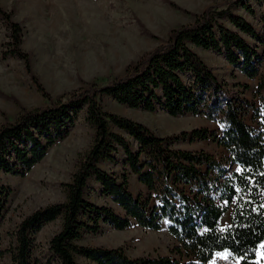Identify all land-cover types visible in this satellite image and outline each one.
<instances>
[{
    "label": "trees",
    "instance_id": "1",
    "mask_svg": "<svg viewBox=\"0 0 264 264\" xmlns=\"http://www.w3.org/2000/svg\"><path fill=\"white\" fill-rule=\"evenodd\" d=\"M246 15L260 23L262 33ZM2 27L8 32L2 59L21 60L51 105L23 109L15 122L0 128V171L26 176L69 136L82 111L94 130L92 146L72 181L61 185L66 200L35 211L18 226L15 247L9 251L14 264H35L37 234L58 219L61 230L51 238L49 251L59 264H211L225 251L240 259L239 264H264L257 260L264 245V0L210 6L193 24L172 30L166 44L129 65L124 77L87 84L56 100L34 74L31 54L22 49L23 27L0 5ZM194 48L216 53L248 79H258L259 103L233 94ZM107 98L175 118L204 117L221 128L160 137L140 122L106 111ZM207 141L225 154L176 148ZM119 165L124 168L120 175L103 168ZM130 174L146 193L131 192ZM91 182L99 184L101 195L111 198L122 213L90 201ZM10 194L8 187L0 188V225ZM227 215L229 222L223 226ZM165 223L175 241L172 256L133 258L122 247L80 244L85 235H97L104 226L159 232Z\"/></svg>",
    "mask_w": 264,
    "mask_h": 264
},
{
    "label": "rangeland",
    "instance_id": "2",
    "mask_svg": "<svg viewBox=\"0 0 264 264\" xmlns=\"http://www.w3.org/2000/svg\"><path fill=\"white\" fill-rule=\"evenodd\" d=\"M225 1L227 0H0V5L13 12L14 20L23 27L22 49L31 54L34 74L53 100H56L87 84L104 85L112 79L124 77L129 65L166 44L172 30L193 24L196 15ZM246 17L262 33L260 23L247 15ZM5 42H8V32L2 27L0 128L15 122L23 109L34 111L51 105L35 88L21 60L2 59V46ZM194 51L233 94L249 102L259 103L255 98L258 79H248L216 53L198 48H194ZM260 52L263 56L260 75L264 77V45L260 46ZM105 101L106 111L140 122L160 137L194 129L218 131L221 128L219 123L204 117L175 118L164 112L150 113L130 109L109 98ZM247 121L252 125L250 117ZM93 138L94 130L86 122L85 112L82 111L69 136L54 146L45 159L26 176H14L0 171V188L8 187L11 192L0 225V264H14L9 251L15 247V233L24 219L41 208L66 200L61 185L72 181L79 161L92 146ZM176 148L205 150L216 156L225 154L224 149L213 141L181 143ZM103 168L117 175L124 169L122 165ZM129 187L135 196L146 193V188L133 174H130ZM88 197L99 206L107 205L122 213L111 198L101 195L100 185L96 182H91ZM228 222L229 215L224 218L223 226H227ZM61 226L62 220L58 219L37 234L35 264H59L49 251V242L61 230ZM80 244L91 247H122L127 255L138 258L172 256L171 249L174 248L175 241L168 233L165 223L159 232L144 230L138 226L125 231L104 226L97 235H85ZM262 257L264 247L260 246L257 260L263 262ZM239 263L240 259L226 251L218 253L211 261V264Z\"/></svg>",
    "mask_w": 264,
    "mask_h": 264
},
{
    "label": "snow or ice",
    "instance_id": "3",
    "mask_svg": "<svg viewBox=\"0 0 264 264\" xmlns=\"http://www.w3.org/2000/svg\"><path fill=\"white\" fill-rule=\"evenodd\" d=\"M261 247H264V245H261ZM224 258L226 259L227 257L225 256ZM262 258H264V257H262Z\"/></svg>",
    "mask_w": 264,
    "mask_h": 264
}]
</instances>
